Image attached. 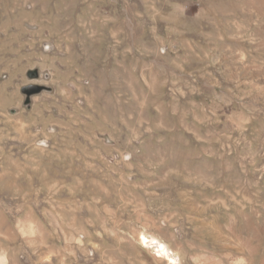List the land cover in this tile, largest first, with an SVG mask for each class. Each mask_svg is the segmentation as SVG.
<instances>
[{"label": "rangeland", "instance_id": "1", "mask_svg": "<svg viewBox=\"0 0 264 264\" xmlns=\"http://www.w3.org/2000/svg\"><path fill=\"white\" fill-rule=\"evenodd\" d=\"M0 257L264 264V0H0Z\"/></svg>", "mask_w": 264, "mask_h": 264}, {"label": "water", "instance_id": "2", "mask_svg": "<svg viewBox=\"0 0 264 264\" xmlns=\"http://www.w3.org/2000/svg\"><path fill=\"white\" fill-rule=\"evenodd\" d=\"M46 88V87H45ZM44 87H37L36 89L34 90H29V91H26V94H27V98H26V105L27 106H30V99L33 95H36V94H39L42 92L43 89H45ZM47 90V88H46Z\"/></svg>", "mask_w": 264, "mask_h": 264}, {"label": "bare ground", "instance_id": "3", "mask_svg": "<svg viewBox=\"0 0 264 264\" xmlns=\"http://www.w3.org/2000/svg\"><path fill=\"white\" fill-rule=\"evenodd\" d=\"M144 239H146V238L144 237ZM159 246L161 247V249H162L163 251L166 252V254H167L168 257H169V249H168V247H167L165 244H163V243H159ZM0 264H3L1 257H0Z\"/></svg>", "mask_w": 264, "mask_h": 264}]
</instances>
